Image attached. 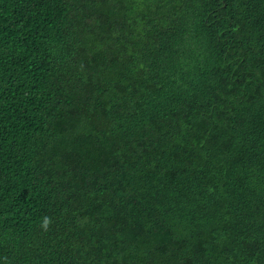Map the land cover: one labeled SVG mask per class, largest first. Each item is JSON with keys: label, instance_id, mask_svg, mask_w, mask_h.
Returning <instances> with one entry per match:
<instances>
[{"label": "trees", "instance_id": "1", "mask_svg": "<svg viewBox=\"0 0 264 264\" xmlns=\"http://www.w3.org/2000/svg\"><path fill=\"white\" fill-rule=\"evenodd\" d=\"M0 264H264V0H0Z\"/></svg>", "mask_w": 264, "mask_h": 264}]
</instances>
